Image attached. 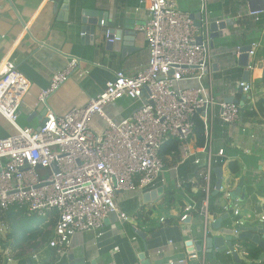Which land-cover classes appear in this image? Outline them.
Wrapping results in <instances>:
<instances>
[{
  "label": "built area",
  "instance_id": "2783aa9c",
  "mask_svg": "<svg viewBox=\"0 0 264 264\" xmlns=\"http://www.w3.org/2000/svg\"><path fill=\"white\" fill-rule=\"evenodd\" d=\"M139 2L145 5L147 16L135 30L143 34L146 42V66L132 75L116 70L99 94L59 115L47 105V98L73 75L87 73L80 67L78 57L69 56L66 65L54 72L49 85L37 94L38 102L45 105L37 129L23 128L17 122L30 82L9 58L0 62V114L8 128L7 134L0 137V211L14 204L31 214L56 211L58 219L48 244L55 248L58 261L69 253L75 234L89 231L99 234L109 214H116L120 222L128 221V215L118 205L117 194L148 193L153 189L166 169L158 151L169 139L181 141L180 162L192 158L193 164L200 168L207 193L213 168L227 164L224 149L214 152L212 148L214 106L219 107L222 127L242 125L240 105L218 101L212 94L216 79L208 74L211 53L207 18L205 30L199 29L190 13L180 10L175 0ZM203 3L205 12L206 0ZM248 13L258 16L264 12ZM100 24L103 25V20ZM104 37L111 44L121 41L110 29ZM198 37L205 40L202 38L199 44ZM259 47L258 43L252 44L248 58L253 60ZM247 66L253 69L251 62ZM202 78L208 79L207 84L199 82ZM190 80L198 84L180 85ZM234 86L255 109L257 97L253 86L243 80L234 81ZM80 94L85 92L80 90ZM121 98L131 100L133 107L129 116L114 120L106 107ZM196 115L203 122L205 142L192 152ZM93 118L101 121L100 128L92 125ZM219 191L227 199L224 212L235 217L232 234L236 235V227L248 218L243 215L237 198L231 199L228 190L221 186ZM190 211V206L184 208L180 215L182 223ZM248 217L264 220V214L257 209H251ZM137 231L133 226V233ZM131 239L135 240L136 235ZM195 251L187 252L190 258L197 257ZM226 254L231 255V251L227 250ZM180 262L186 264L184 260Z\"/></svg>",
  "mask_w": 264,
  "mask_h": 264
},
{
  "label": "crops",
  "instance_id": "0c3cea01",
  "mask_svg": "<svg viewBox=\"0 0 264 264\" xmlns=\"http://www.w3.org/2000/svg\"><path fill=\"white\" fill-rule=\"evenodd\" d=\"M244 1L206 0L205 12L202 9L203 0H175V3L180 10L190 13L199 29L205 27V18L208 20L206 31L211 53L208 74L216 79L212 94L215 91L218 94L213 97L218 101L233 98L240 106L247 102L241 90L234 86V81L242 80L243 70L247 69V82L256 92V109L258 99L264 96V85L259 83L264 67V22L257 25L260 15H250L248 0L246 3ZM83 8L98 10L103 14V25L96 27L97 35L93 40L80 28L79 11ZM146 16L145 5L140 4L139 0H0V62L9 58L31 84L20 107L18 124L32 130L39 127L45 105L38 102L37 94L49 85L52 74L66 65L69 56L78 57L80 67L87 73L73 75L47 98V105L59 115L65 114L74 105L84 104L88 97L99 94L116 70L132 75L145 67L147 46L143 34L135 27L142 24ZM212 21H224L226 27L210 32L209 23ZM107 29L122 32L120 43L124 49H106L104 33ZM202 38L205 40V37ZM254 43L260 44V47L254 59L248 58L247 61V64L252 63L253 69L238 66V48ZM214 63L216 66L213 67ZM207 80L202 78L199 82L207 84ZM197 84L196 80L180 82L182 87ZM80 90L85 95L80 94ZM248 106L255 110L249 103ZM132 107L131 100L121 98L109 104L106 112L114 120H119L129 116ZM213 110V151L223 148L227 163L235 162L238 167V172L232 176L227 164L223 166L220 186L230 192L243 178L247 195L243 201L237 199L243 215L248 218L245 222L249 225L264 223L257 217H248L251 209H256L258 205H250V190H247L248 183L253 190L264 184V118L259 115L255 120L241 121L242 125L238 123L222 127L218 118L219 107L216 105ZM101 124L98 118H93L94 127L100 128ZM7 130L6 120L0 114V137H4ZM190 146L192 152L194 148H200L196 146L194 138ZM198 155L202 156L201 153ZM169 161V166L148 193L117 194L118 205L128 215V221L120 222L117 215L111 213L104 220L99 234L96 231L75 234L69 253L65 256V264H71L69 254L81 258V263L74 264H141L143 260L148 264L180 260L186 261V264H222L221 257L226 258L228 254L217 252L212 257L214 262H210L203 252H197L194 248L201 238L220 234L213 229L212 223L226 214L223 204L227 199L222 191L216 189V167L213 168L210 190L206 193L205 181L199 175L200 168L193 164L192 158L184 162ZM166 171L176 190H165L168 186ZM183 180L190 181L193 193L199 188L204 190L207 200H203L202 207L207 209L210 200L214 206L222 208V213L208 215L198 210L196 201L183 192ZM169 191H172L171 195ZM257 200L260 204L264 203V198L259 195ZM187 206L191 207V211L188 219L182 223L180 215ZM260 213L264 214L262 211ZM234 220L230 213L221 220L220 227L231 229ZM133 226L138 228L137 233H133ZM134 235L136 239L132 240ZM189 250H194L197 257L190 258ZM142 254L144 258L141 259ZM238 255L239 261L230 255L234 261L229 264L244 259L242 251ZM46 261L44 250L31 255L32 264H44ZM6 264H19V261L9 258Z\"/></svg>",
  "mask_w": 264,
  "mask_h": 264
},
{
  "label": "trees",
  "instance_id": "16d2710c",
  "mask_svg": "<svg viewBox=\"0 0 264 264\" xmlns=\"http://www.w3.org/2000/svg\"><path fill=\"white\" fill-rule=\"evenodd\" d=\"M244 2L246 3V1ZM263 22L264 13H261L257 25L260 26ZM259 83L264 85V67L262 68ZM257 86L258 84H256L255 87ZM256 109L257 112L249 109L247 102L241 105V121L255 120L259 115L264 118V96L258 99ZM193 120V136L195 144L196 146L201 147L204 144V125L199 115L194 116ZM180 145L181 141L172 138L167 140L160 147L158 155L164 160L165 166H169V159L180 161ZM227 167L231 174L238 172V167L235 162H228ZM191 186L192 184L190 181L183 180V192L194 199L198 210L201 209L203 212L204 209L202 207V202L205 199V192L202 188H199L196 193H193L190 189ZM247 190H250V205L253 206L257 204L258 206L256 209L259 212H264V203L260 204L257 200V195L264 198V184L253 190L250 183H248ZM168 193L171 195L172 191H169ZM206 211L208 215H216L222 213L223 210L222 208L214 206L209 200ZM57 219L58 214L56 211H47L44 215L31 214L28 213L24 207H19L16 204L9 206L6 210L0 211V225L1 223L4 224V234H0V264H6L9 258L18 260L19 264H32L31 255L40 250H44L47 255V261L44 264L57 263L58 258L56 250L48 244L53 236V227L55 226ZM245 223L244 220V224ZM239 245L242 249L244 259L236 264H264V256L262 255L264 250L249 243L247 240L240 241ZM226 256V260H224L226 264L234 261L230 255ZM65 262L66 257L64 256L57 264H65Z\"/></svg>",
  "mask_w": 264,
  "mask_h": 264
},
{
  "label": "water",
  "instance_id": "95a60500",
  "mask_svg": "<svg viewBox=\"0 0 264 264\" xmlns=\"http://www.w3.org/2000/svg\"><path fill=\"white\" fill-rule=\"evenodd\" d=\"M52 2H56L57 0H50ZM247 6L250 12L253 11H263L264 12V0H248ZM102 12L98 10H90L87 8L80 9L79 11V23L81 31L84 32L87 35H90V38L93 40L96 37V27L99 26L100 21L102 20ZM225 22L224 21H212L209 23V30L210 32H213L216 28L224 29ZM114 32V30H110ZM117 36H121V31L114 32ZM202 38H197V43H201ZM105 46L107 50H120L124 49V46L122 47L121 43H115L111 44L110 42H105ZM250 50V46H241L238 48V55H237V63L238 66L246 67L247 61H248V54L247 52ZM216 66V63L213 64V67ZM248 79V70L244 69L242 73V80L247 81ZM225 102H234L238 103L233 98H227L224 100ZM242 104V102H240ZM52 168L56 172L55 165L52 164ZM214 173L216 176V189L218 190L221 183H222V177L224 175L223 168L222 167H216L214 169ZM160 190V189H159ZM154 194V193H152ZM230 198H239L241 201H243L247 195L246 193V187L243 184V178L239 180L237 186L229 192ZM228 213L223 215L222 218H218L213 221L212 227L213 229H216L219 231V235H209L208 237L204 239H200L198 243L194 244V248L197 252H203L205 255V258L207 260H210V262H214L212 260V257H215V254L218 253H226L227 250L231 251V256L239 261V255L238 252L242 251L239 242L243 240L249 241V243L260 247L261 249H264V223L258 222L253 225L249 224H243L242 226L236 227L237 234L233 235V228H223L220 227V222L223 218L228 217ZM223 229V230H222ZM141 234L140 232H138ZM142 235V234H141ZM191 243V242H190ZM140 258H144V255H140ZM68 259L71 260V264L74 263H81V258H74L73 255L69 254ZM141 264H148V262H145L144 260L141 262ZM165 264H182L180 261L175 262H167Z\"/></svg>",
  "mask_w": 264,
  "mask_h": 264
},
{
  "label": "rangeland",
  "instance_id": "374dc122",
  "mask_svg": "<svg viewBox=\"0 0 264 264\" xmlns=\"http://www.w3.org/2000/svg\"><path fill=\"white\" fill-rule=\"evenodd\" d=\"M218 94H217V92L215 91V93L213 94V96H217ZM214 97V98H215ZM17 122H18V120H17ZM20 125V124H19ZM21 126V125H20ZM22 127V126H21ZM24 127V126H23ZM165 175H166V178H168V186L165 188V190H176L175 189V187H174V185H173V183H172V180H170L169 179V174H168V172L166 171L165 172ZM234 174H232V176H233ZM175 192V191H174ZM0 234L1 235H3L4 234V231H3V227H1L0 226ZM262 250H264V249H262ZM28 251H30V250H28ZM263 253H264V251H263ZM263 253H262V255H263ZM221 259H222V262H223V264H226V262L224 261V260H226V258H223V257H221ZM57 263H58V261H57ZM56 264V263H55Z\"/></svg>",
  "mask_w": 264,
  "mask_h": 264
},
{
  "label": "clouds",
  "instance_id": "9594fccd",
  "mask_svg": "<svg viewBox=\"0 0 264 264\" xmlns=\"http://www.w3.org/2000/svg\"><path fill=\"white\" fill-rule=\"evenodd\" d=\"M223 168V167H222Z\"/></svg>",
  "mask_w": 264,
  "mask_h": 264
}]
</instances>
